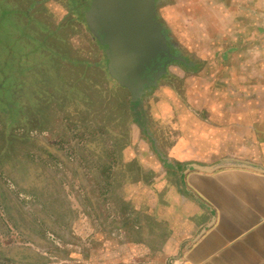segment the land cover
Listing matches in <instances>:
<instances>
[{"label": "crops", "instance_id": "obj_1", "mask_svg": "<svg viewBox=\"0 0 264 264\" xmlns=\"http://www.w3.org/2000/svg\"><path fill=\"white\" fill-rule=\"evenodd\" d=\"M158 3L185 61L136 101L111 77L122 98L109 126L96 127L112 154L97 158L107 168L82 170L96 176L91 203L112 210L111 236L97 231L96 263L264 264V0ZM222 22L232 33L224 51L215 39ZM213 47L212 57L182 51ZM170 72L184 81L179 91L162 83Z\"/></svg>", "mask_w": 264, "mask_h": 264}, {"label": "rangeland", "instance_id": "obj_2", "mask_svg": "<svg viewBox=\"0 0 264 264\" xmlns=\"http://www.w3.org/2000/svg\"><path fill=\"white\" fill-rule=\"evenodd\" d=\"M86 1L0 0V10L12 12L0 22V94L23 96L25 114L8 125L0 113V264H97L104 244L97 231L111 236L112 210L91 203L96 176L82 170L107 168L97 158L112 149L98 144L96 125L109 126L114 100L122 97L105 48L85 24ZM221 24L215 39L224 51L232 33ZM214 50L182 48L188 57L216 56ZM183 82L171 72L162 81L178 91Z\"/></svg>", "mask_w": 264, "mask_h": 264}, {"label": "water", "instance_id": "obj_3", "mask_svg": "<svg viewBox=\"0 0 264 264\" xmlns=\"http://www.w3.org/2000/svg\"><path fill=\"white\" fill-rule=\"evenodd\" d=\"M157 0H91L85 7L90 32L105 48L109 75L139 100L166 74L168 61H185L172 52L158 22Z\"/></svg>", "mask_w": 264, "mask_h": 264}, {"label": "trees", "instance_id": "obj_4", "mask_svg": "<svg viewBox=\"0 0 264 264\" xmlns=\"http://www.w3.org/2000/svg\"><path fill=\"white\" fill-rule=\"evenodd\" d=\"M10 14H12V12L7 9L0 10V22L3 23V21L6 20ZM8 95L5 97L4 94H0V113L4 116H8L7 119L4 118V121L7 122V124L9 125L17 123V121L20 119L19 115L25 116V114H22L23 111L21 107V104H23V96ZM3 100L10 101L12 103H15L16 105L14 106V108H6L3 106L5 105L3 104ZM18 103H20L19 107L17 106Z\"/></svg>", "mask_w": 264, "mask_h": 264}, {"label": "flooded vegetation", "instance_id": "obj_5", "mask_svg": "<svg viewBox=\"0 0 264 264\" xmlns=\"http://www.w3.org/2000/svg\"><path fill=\"white\" fill-rule=\"evenodd\" d=\"M85 1H86V0H85ZM90 2H91V0H90V1H89V0L86 1V3H87L88 5L90 4ZM158 2H159V0H157V3H158ZM158 4H159V3H158ZM158 4H157V5H158ZM88 5H86V6H88ZM86 6H85V7H86ZM85 7H84L83 12H85V17H86V13H87V12L85 11ZM85 24H86V26L88 27V25H87V21H86V20H85ZM98 42H99V41H98ZM99 43H100V42H99ZM100 44H101V43H100ZM101 45H102V44H101ZM102 46L104 47V45H102ZM172 52H173L174 54H176L177 56H181V55H182V54L178 51V49H177L175 46H173V45H172ZM175 62H176V61H171V60L168 61V60H165V61H164V64H165V63H168V65H169V64H171V63H175ZM168 65H167V66H168ZM147 89H148V87H147Z\"/></svg>", "mask_w": 264, "mask_h": 264}]
</instances>
